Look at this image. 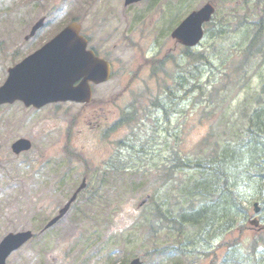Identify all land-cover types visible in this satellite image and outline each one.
I'll return each instance as SVG.
<instances>
[{
    "label": "rangeland",
    "instance_id": "374dc122",
    "mask_svg": "<svg viewBox=\"0 0 264 264\" xmlns=\"http://www.w3.org/2000/svg\"><path fill=\"white\" fill-rule=\"evenodd\" d=\"M207 2L214 3L216 20L190 52L201 59L191 61L170 34ZM262 3L142 0L124 7L123 0H0V86L8 67L74 18L89 37V45L114 65L111 79L96 87L93 95L97 109L100 103L111 102L104 112L97 114L93 108L73 103L40 109L20 103L0 107V239L24 230L37 235L6 264H95V258L87 255L91 248L84 245L85 237L76 242L82 235L79 232L102 237V255L112 249L111 262L119 264L135 257L144 264H264V208L255 215L252 207L254 202L263 203L264 178L259 179L258 173L264 149L259 140L241 144L248 112L264 103V56L257 50L264 32ZM230 9L243 15L235 19ZM43 16L47 26L34 40L25 42L24 36ZM252 41L255 49L249 48ZM146 59L163 60L154 76L153 65H144ZM179 82L184 91L178 92ZM166 87L182 95L167 105L169 124L156 120L161 112L153 107L155 99L163 101L168 94ZM125 111L132 120L126 119ZM101 113L107 115L108 125L103 137L88 133L87 127ZM20 138L28 139L31 149L14 156L10 145ZM219 150L221 177L227 187L220 184L221 178H208L215 206L204 214L207 220L185 225L179 232L157 221L153 233L149 224L156 219L157 204L177 214L191 202L180 187L196 176L181 163L176 166L175 151L181 162L191 163ZM107 164L138 167L131 170L137 177L119 178V173L108 171L114 178H107ZM83 174L87 188L75 209L63 222L41 233ZM62 177L69 178L63 185ZM133 181L135 189L130 186ZM145 195L152 199L138 209ZM198 199H193L194 207L209 201ZM254 218L262 231L250 225ZM108 225L110 233H117L108 234ZM172 247L175 250L163 257L161 249ZM100 263L105 264L103 258Z\"/></svg>",
    "mask_w": 264,
    "mask_h": 264
},
{
    "label": "water",
    "instance_id": "95a60500",
    "mask_svg": "<svg viewBox=\"0 0 264 264\" xmlns=\"http://www.w3.org/2000/svg\"><path fill=\"white\" fill-rule=\"evenodd\" d=\"M140 0H125L129 5ZM214 9L206 4L198 11L192 12L171 33V37L184 46H195L202 38V24L209 21ZM40 19L31 29L29 38L41 28ZM79 25L72 23L19 64L8 70V78L0 87V104L20 100L26 107L39 108L47 103L57 101H74L87 103L90 100L89 81L103 82L108 78V65L99 61L91 52L85 51L86 41L79 36ZM82 81L78 86L73 84ZM30 149V142L24 139L12 144L14 154ZM85 186L84 181L72 196L69 203L60 214L51 220L47 227L53 225L74 201L76 194ZM258 212V209H255ZM257 226V221L253 223ZM31 238L30 232L9 234L0 242V264H5L6 258L20 248ZM130 264H141L134 259Z\"/></svg>",
    "mask_w": 264,
    "mask_h": 264
},
{
    "label": "trees",
    "instance_id": "16d2710c",
    "mask_svg": "<svg viewBox=\"0 0 264 264\" xmlns=\"http://www.w3.org/2000/svg\"><path fill=\"white\" fill-rule=\"evenodd\" d=\"M263 10H264V8H263ZM186 52H187V54H189L188 56H189L191 61H197V60L201 59L200 55H198V54H191L190 52H188V50H186ZM151 63L154 65V62H151ZM155 63H158V61ZM157 66H162V63L159 62V64ZM196 85L197 84L193 85V87H195ZM178 87L181 88V89H178V92L184 91V89L182 88L183 87L182 83L179 82ZM165 89L167 90L166 92L168 94L165 95L166 97L164 98L163 101H162V99H160V100L155 99L153 107L156 108L155 110H158L161 112V117H156L157 118L156 120L161 119L162 121L165 122V124H169L171 122V114H170V109H168L167 105H168V103H171V104L174 103L175 104L174 101L177 98L181 99L182 95H180L178 93H172V91L170 89H168L167 87ZM126 119L130 120V119H133V117L130 116V117H127ZM174 154L176 156V160L178 161L176 166L179 168L180 167L179 163H182L180 161V158H179L180 156L177 153V151H175ZM172 163H173V161H172ZM221 164H222V158H221V151L220 150L217 151V153L214 156L212 155V153H210L209 157H207L205 159H198V160L192 161L191 163H188V162L185 163V160H184V164L182 163V165L186 168V170L193 171L194 172L193 174L196 176V179H191L193 181L188 180L186 185L182 184L180 187V189L184 188L183 189V191H184L183 195L186 196L187 198H189V200L191 202L187 205V207L185 209L180 208V210L177 214H173L172 211H170V210L161 209L160 205L157 204V207L154 210V216L156 219L152 220L149 224L150 228L153 230L152 232L154 233V231L156 230V222L157 221H159L161 224L166 223L170 229H172L173 231L179 232L185 227V225L197 226V224L201 225L202 222L207 220V217L204 214L208 211V209L211 210L215 206L214 202L211 203V201L214 200L215 193L210 190L211 185H208V184H210V181L208 182V178L209 177H216L217 179L223 178V177H221V176H223L221 174V170H220ZM185 178L187 180L189 178V175H187V177H185ZM202 178H204V180H202ZM183 181H185V179ZM183 181H182V183H183ZM226 181L227 180L222 179L220 184H222L224 187H227ZM224 187H223L222 191L227 194ZM197 197H199L198 200H200V201L201 200H209V201L202 207H194L195 201H193V199H195ZM232 202L235 203V205L237 207L238 203H236L235 199H233ZM86 242L88 243L89 240H87ZM172 250H175V248L174 247L164 248L161 251H162V253H167V252H170ZM112 254L113 253H108V254L105 253V255H102V256L96 255L97 257H96L94 263L95 264H101L100 259L103 258L105 261V264H117V262L116 263L111 262L110 256ZM90 256L94 257L95 255L91 254Z\"/></svg>",
    "mask_w": 264,
    "mask_h": 264
},
{
    "label": "flooded vegetation",
    "instance_id": "af4514ba",
    "mask_svg": "<svg viewBox=\"0 0 264 264\" xmlns=\"http://www.w3.org/2000/svg\"><path fill=\"white\" fill-rule=\"evenodd\" d=\"M261 47L263 50V55H264V32L262 34V42H261ZM93 103L83 105V106H92ZM99 111H102L103 109L101 107H98ZM96 110L95 108L92 110ZM264 116V114L261 113V111H251L248 113V121H247V132L245 131V137L247 138V142H256L259 140V144L263 147L264 149V127L261 128V124L259 123V120L262 119L261 117ZM264 122V121H263ZM252 138H255L252 140ZM259 166H261L260 170L261 172L258 173L259 179L264 178V158L261 159ZM250 176V175H249ZM263 177V178H262Z\"/></svg>",
    "mask_w": 264,
    "mask_h": 264
},
{
    "label": "bare ground",
    "instance_id": "6f19581e",
    "mask_svg": "<svg viewBox=\"0 0 264 264\" xmlns=\"http://www.w3.org/2000/svg\"><path fill=\"white\" fill-rule=\"evenodd\" d=\"M218 172V171H217ZM220 173V172H219ZM216 175V174H215ZM227 182V181H226ZM236 194V193H235ZM229 197V196H228Z\"/></svg>",
    "mask_w": 264,
    "mask_h": 264
}]
</instances>
